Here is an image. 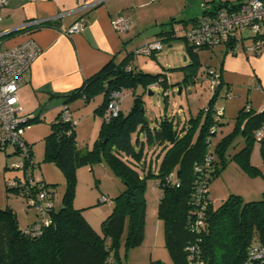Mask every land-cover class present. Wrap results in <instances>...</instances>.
<instances>
[{
	"label": "trees",
	"instance_id": "16d2710c",
	"mask_svg": "<svg viewBox=\"0 0 264 264\" xmlns=\"http://www.w3.org/2000/svg\"><path fill=\"white\" fill-rule=\"evenodd\" d=\"M260 34L264 37L262 31ZM198 48L208 47H195L186 42L185 51L189 62L180 67L189 73L185 71L186 82H192L189 77L196 74L201 64ZM127 66L129 69H126ZM162 75L137 69L132 65V53H129L118 63L111 61L102 66L81 87L69 93L64 104L73 102L78 96L89 101L93 95L102 93V102L95 110L103 114L111 90L137 84L146 88L155 81L164 88L166 81ZM217 88L209 98L208 106L213 105ZM139 101L136 97L127 114L122 115L119 111L117 116L108 121L103 118L99 127V140L93 149L77 145L74 118L70 116L71 120L63 121V108H60L51 124L52 131L45 137L44 155L51 157L65 175L66 186L61 206L50 212L51 223L34 236L23 232L25 226H19L12 208L0 207V264H109V259L114 264H125L122 262L124 259L116 255L115 249L120 243L126 217L125 247L128 249L141 242L145 216L144 188L149 177L155 178L156 187L160 189L156 211L163 221L164 248L171 258L168 264H189L188 246L191 244L197 245V256L207 264H264V256L250 258V249L253 247L264 254V193L260 199L249 201L230 194L217 207H213L210 200L204 208L203 223L198 231L190 228L198 207L195 183L198 174L195 173L194 165L202 161L206 152L204 137L212 122L209 112L205 114L204 122L192 140L195 126L191 124L186 130L179 128L174 125L171 116H162L157 124L150 126ZM40 115L28 116V125L40 120ZM235 122L245 138V144L235 153L234 159L247 171L255 173L258 169L249 165L248 157L251 145L256 140L253 133L264 125V110L256 112L243 106ZM256 141L260 158L264 160V136ZM225 145L226 138L216 143L215 149L212 147L213 155L215 150L221 164L226 162L223 159ZM30 150L32 155V146ZM101 158L121 179L124 188L116 197L112 212L102 221V234H99L84 219L80 209L73 206L72 199L78 165L95 159L100 161ZM214 159L213 156L208 176L202 178L207 187L219 173L218 161ZM175 169L179 175L174 173L172 181H166L165 176L173 174ZM45 185L50 184L45 182ZM8 189L18 193L12 187Z\"/></svg>",
	"mask_w": 264,
	"mask_h": 264
},
{
	"label": "crops",
	"instance_id": "0c3cea01",
	"mask_svg": "<svg viewBox=\"0 0 264 264\" xmlns=\"http://www.w3.org/2000/svg\"><path fill=\"white\" fill-rule=\"evenodd\" d=\"M207 1L212 6L222 7L230 0ZM197 13V0H8L6 5L0 7V47H12L27 38L33 39L40 47L38 56L30 64L18 89L21 114L31 117L42 109L39 114L49 112L52 116L54 113L57 116L63 105L71 111V104L85 99L78 96L73 102L64 104L65 97L81 87L102 66L111 61L120 62L136 47L153 39L161 38L163 47L164 42L169 43L176 38L184 41V32L192 26ZM118 15L129 20V27L125 30L119 31L113 26V20ZM28 20H39V23L22 27ZM76 21H82L81 27L67 33ZM261 31L264 33V29ZM184 46L186 50L185 41ZM221 46L216 53L218 63L208 64L205 73L201 74L203 80L207 78L208 70H215L220 74L221 82L213 103L223 109L219 127L224 124V120L235 118L239 109L245 107L247 102L256 112L264 110V47L254 55L247 53L244 45L232 53L227 51L225 45ZM184 56L185 62L181 67L189 62L186 53ZM156 71L163 74L167 83L164 71ZM182 71L183 78L178 82L179 93L185 89L191 90L199 79L196 73L192 78L189 77L192 82H186L184 78L188 72ZM186 84H191V88L187 89ZM148 87L155 88L152 84ZM211 96L210 92L202 108L208 106ZM200 109L196 116L189 111V115H184L180 120L178 118L179 122L176 124L184 130L191 124L195 126L192 140L205 119V114ZM77 125L74 128L76 140L79 133ZM94 125L95 122L90 127V137L94 135ZM77 145L80 147L78 142ZM37 177L49 182L44 176ZM154 184L156 187V182ZM27 216L25 214L23 226L18 221L20 227L35 223L34 218L29 220Z\"/></svg>",
	"mask_w": 264,
	"mask_h": 264
},
{
	"label": "rangeland",
	"instance_id": "374dc122",
	"mask_svg": "<svg viewBox=\"0 0 264 264\" xmlns=\"http://www.w3.org/2000/svg\"><path fill=\"white\" fill-rule=\"evenodd\" d=\"M264 29V28H262ZM218 48L221 45H215L209 48H198V57L200 65L196 75L198 80L195 87L191 90H182L178 93V82L182 80L181 64H184L185 46L180 38L165 43L161 50L145 54H132V63L145 73H156V69L164 71L167 76V85L169 94L162 93V87L151 88L137 84L133 87H126L122 102H119V110L122 115L127 114L131 109L135 98L140 99L144 110V116L150 126L155 125L157 120L164 114L171 116L178 124V118L183 119L190 112L196 116L199 108L206 101L210 91L208 89V80L202 79L208 64H216ZM184 50V52L182 51ZM189 59V58H188ZM202 74V75H201ZM201 75V76H200ZM184 89V88H183ZM102 102V94H95L89 101H80L71 104V113L79 131L77 142L80 147L93 149L96 141L99 140V125L103 121V114L95 109ZM42 111L36 112V115ZM190 111V112H189ZM40 115V120L31 122L24 131V139L32 146L35 166L33 176H44L49 180V186L54 192V209L61 206L62 195L66 186L63 170L54 162L51 157L45 154V137L52 131V122L55 120L56 113L52 116L49 112ZM203 117H201L202 120ZM53 120V121H51ZM236 117L230 121L224 120V124L218 127L217 133L213 136V148L216 143L226 138L224 150L225 164L219 162V155L214 150V160L218 161L219 173L211 180L208 190L213 207H217L230 194L241 196L244 201L258 200L264 193V160H262L257 141L251 145L248 157L249 165L255 166L258 170L255 173L247 169L236 159L234 155L245 144V138L239 127H236ZM94 125V135L90 137L89 131L91 125ZM226 122V123H225ZM177 126V125H176ZM195 132L193 133V137ZM135 133L133 134V138ZM132 138V139H133ZM215 149V148H214ZM13 150V146H8L6 151L0 150V207H11L18 215L20 226L25 224V214L29 220L38 218L33 206H29L26 198L15 190L8 189L6 181L20 172L9 168L12 156H6ZM150 155V154H149ZM160 160V157L159 159ZM173 177H175L176 169ZM75 187L72 203L76 209H80L82 216L97 233L102 234V221L112 212L116 203V197L123 190L124 184L121 179L115 176L111 167L103 160L95 159L90 162L79 164L75 171ZM155 178L146 179L144 188L145 197V216L142 228L141 242L135 246L128 247L124 245V239L127 235L128 218H125L121 239L116 250V255L123 258L125 264H168L170 256L164 248L163 221L157 215V198L160 191L154 187ZM103 196L105 200L103 201ZM27 211V213H26ZM112 254L114 250L112 249Z\"/></svg>",
	"mask_w": 264,
	"mask_h": 264
},
{
	"label": "built area",
	"instance_id": "2783aa9c",
	"mask_svg": "<svg viewBox=\"0 0 264 264\" xmlns=\"http://www.w3.org/2000/svg\"><path fill=\"white\" fill-rule=\"evenodd\" d=\"M8 0H0V7L6 5ZM199 13L192 26L184 32L183 39L191 46L214 47L215 45H225L228 52H236L237 48L244 45V49L249 54H256L264 47V37L260 36L264 28V0H230L226 6L214 7L206 0H197ZM1 18V15H0ZM39 20H28L22 25L38 24ZM82 21H76L67 30V33L78 30ZM115 29L122 31L129 27V20L122 15H118L113 20ZM2 32H0V39ZM246 42V43H244ZM163 40L153 39L136 47L132 53L149 55L161 50ZM40 47L37 43L27 38L21 43L8 48L0 47V150H6L8 146H13L9 168L20 172L19 176L6 181L8 187L18 190V193L26 198L29 206L35 209L38 221L32 226H25L24 233L31 235L40 234L42 227L51 223L50 212L54 209V192L50 186L45 185L42 179L33 176L35 166L34 157L31 155V146L24 139L25 128L28 127L27 115L21 114V107L18 98V89L22 85L24 75L29 69L32 61L38 56ZM126 69H129L127 66ZM208 89L211 94L220 85V74L215 70H208ZM155 89L162 87L158 81L152 83ZM190 89L191 84H186ZM164 96L169 94L168 89L161 88ZM125 92L123 88L111 90L106 110L103 113L104 120L117 116L119 113V102H122ZM61 118L63 121L71 120V112L64 105ZM250 108L249 103L245 104V109ZM203 113L209 112L212 122L208 127V132L204 137L206 152L200 163L194 165L196 179V200L198 207L195 209L196 218L190 222V228L198 231L202 225L204 208L210 202L208 187L202 178L208 176L209 167L213 159V136L217 132L219 123L223 117L222 107L216 105L203 107ZM75 124V122H74ZM254 137L259 140L264 136V125L254 131ZM173 174L165 176L166 181H172ZM178 184V183H177ZM103 201L105 197L103 196ZM189 248V264H207L197 256V245L191 244ZM251 259L264 256L257 247L250 249ZM198 258V259H197ZM109 264H114L109 259Z\"/></svg>",
	"mask_w": 264,
	"mask_h": 264
},
{
	"label": "water",
	"instance_id": "95a60500",
	"mask_svg": "<svg viewBox=\"0 0 264 264\" xmlns=\"http://www.w3.org/2000/svg\"><path fill=\"white\" fill-rule=\"evenodd\" d=\"M186 57L184 56V59H185ZM178 93L180 92V89H178V91H177ZM179 171H177L175 174H176V176H178L179 174Z\"/></svg>",
	"mask_w": 264,
	"mask_h": 264
}]
</instances>
